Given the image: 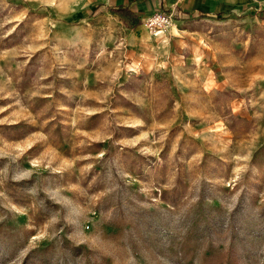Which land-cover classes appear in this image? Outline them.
<instances>
[{"label":"rangeland","instance_id":"rangeland-1","mask_svg":"<svg viewBox=\"0 0 264 264\" xmlns=\"http://www.w3.org/2000/svg\"><path fill=\"white\" fill-rule=\"evenodd\" d=\"M0 264H264V10L0 0Z\"/></svg>","mask_w":264,"mask_h":264},{"label":"crops","instance_id":"crops-1","mask_svg":"<svg viewBox=\"0 0 264 264\" xmlns=\"http://www.w3.org/2000/svg\"><path fill=\"white\" fill-rule=\"evenodd\" d=\"M146 1V8L162 6L165 10L176 9L182 18H190L199 14L215 16L230 15L244 8L264 10V0H138ZM152 1V2H149Z\"/></svg>","mask_w":264,"mask_h":264},{"label":"built area","instance_id":"built-area-1","mask_svg":"<svg viewBox=\"0 0 264 264\" xmlns=\"http://www.w3.org/2000/svg\"><path fill=\"white\" fill-rule=\"evenodd\" d=\"M172 13H167L166 11H159L156 13L151 14L147 18V26L150 27L151 29L153 28H160V26H165L169 25L173 20H172Z\"/></svg>","mask_w":264,"mask_h":264}]
</instances>
